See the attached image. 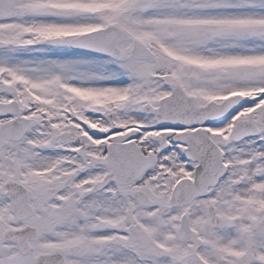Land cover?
I'll use <instances>...</instances> for the list:
<instances>
[{"label": "snow or ice", "instance_id": "obj_1", "mask_svg": "<svg viewBox=\"0 0 264 264\" xmlns=\"http://www.w3.org/2000/svg\"><path fill=\"white\" fill-rule=\"evenodd\" d=\"M0 264H264V0H0Z\"/></svg>", "mask_w": 264, "mask_h": 264}]
</instances>
